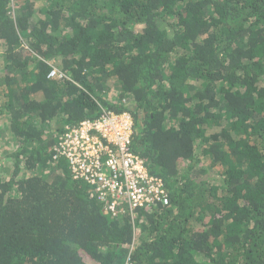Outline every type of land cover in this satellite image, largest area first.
<instances>
[{"label":"trees","instance_id":"1","mask_svg":"<svg viewBox=\"0 0 264 264\" xmlns=\"http://www.w3.org/2000/svg\"><path fill=\"white\" fill-rule=\"evenodd\" d=\"M0 52V264H264V0H0ZM107 109L168 205L111 217L53 158Z\"/></svg>","mask_w":264,"mask_h":264},{"label":"built area","instance_id":"2","mask_svg":"<svg viewBox=\"0 0 264 264\" xmlns=\"http://www.w3.org/2000/svg\"><path fill=\"white\" fill-rule=\"evenodd\" d=\"M55 70L49 77L55 76ZM134 119L126 111L103 110L95 118L64 125L53 158L66 161L73 179L91 187L112 217L168 205L162 177L150 173L132 147Z\"/></svg>","mask_w":264,"mask_h":264},{"label":"rangeland","instance_id":"3","mask_svg":"<svg viewBox=\"0 0 264 264\" xmlns=\"http://www.w3.org/2000/svg\"><path fill=\"white\" fill-rule=\"evenodd\" d=\"M2 53L0 52V64L2 60ZM106 99H111L112 97L110 94H106ZM1 102V99H0ZM8 116L6 114L2 115L0 117V159L5 158L6 152H9L10 147H13L15 145L14 140L11 141L10 138L8 137V134L6 133V128H7V121H8ZM1 173V171H0ZM214 176V175H213Z\"/></svg>","mask_w":264,"mask_h":264},{"label":"clouds","instance_id":"4","mask_svg":"<svg viewBox=\"0 0 264 264\" xmlns=\"http://www.w3.org/2000/svg\"><path fill=\"white\" fill-rule=\"evenodd\" d=\"M112 217V216H111Z\"/></svg>","mask_w":264,"mask_h":264}]
</instances>
